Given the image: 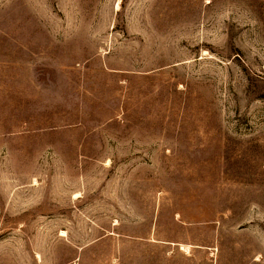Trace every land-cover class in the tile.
<instances>
[{"label": "rangeland", "instance_id": "374dc122", "mask_svg": "<svg viewBox=\"0 0 264 264\" xmlns=\"http://www.w3.org/2000/svg\"><path fill=\"white\" fill-rule=\"evenodd\" d=\"M0 264H264V0H0Z\"/></svg>", "mask_w": 264, "mask_h": 264}]
</instances>
